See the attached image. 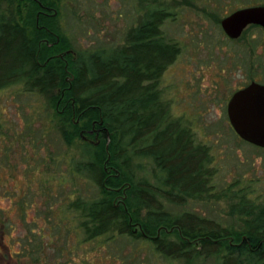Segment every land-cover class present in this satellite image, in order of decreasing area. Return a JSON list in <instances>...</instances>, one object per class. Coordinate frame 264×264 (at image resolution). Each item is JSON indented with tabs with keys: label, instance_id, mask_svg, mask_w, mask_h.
Here are the masks:
<instances>
[{
	"label": "rangeland",
	"instance_id": "1",
	"mask_svg": "<svg viewBox=\"0 0 264 264\" xmlns=\"http://www.w3.org/2000/svg\"><path fill=\"white\" fill-rule=\"evenodd\" d=\"M53 1L76 53H116L153 10L170 12L162 30L182 51L159 80L162 98L211 147L218 190L238 182L252 202L264 205V149L242 140L227 113L236 90L252 80L264 83V29L250 25L232 40L221 26L233 11L264 0ZM16 5L0 0V15L9 18ZM0 118V264H220L219 257L167 259L143 239L87 240L80 211L71 205L99 196L90 176L76 169L91 160L87 143L96 138L67 144L48 97L21 85L0 89ZM127 171L163 186L151 159L134 157ZM237 200L218 193L190 199L178 211H198L236 227L245 218L231 211Z\"/></svg>",
	"mask_w": 264,
	"mask_h": 264
},
{
	"label": "trees",
	"instance_id": "2",
	"mask_svg": "<svg viewBox=\"0 0 264 264\" xmlns=\"http://www.w3.org/2000/svg\"><path fill=\"white\" fill-rule=\"evenodd\" d=\"M16 1L9 18L0 15V89L21 85L47 96L67 144L96 138L87 143L91 160L76 169L90 176L99 196L71 205L86 239H143L167 259L264 264V205L238 182L218 190L211 147L162 98L159 80L182 51L162 30L171 13L153 10L116 53H76L53 0ZM134 157L155 162L163 186L127 171ZM218 193L238 198L231 211L245 218L236 227L178 211Z\"/></svg>",
	"mask_w": 264,
	"mask_h": 264
},
{
	"label": "water",
	"instance_id": "3",
	"mask_svg": "<svg viewBox=\"0 0 264 264\" xmlns=\"http://www.w3.org/2000/svg\"><path fill=\"white\" fill-rule=\"evenodd\" d=\"M250 25L264 29V4L243 7L224 17L221 26L230 39H238ZM230 124L245 142L264 149V84L253 81L236 90L227 104Z\"/></svg>",
	"mask_w": 264,
	"mask_h": 264
},
{
	"label": "flooded vegetation",
	"instance_id": "4",
	"mask_svg": "<svg viewBox=\"0 0 264 264\" xmlns=\"http://www.w3.org/2000/svg\"><path fill=\"white\" fill-rule=\"evenodd\" d=\"M244 31H245V30H244ZM243 33H244V32H243ZM242 35H243V34H242ZM242 35H241V36H242ZM241 36H240V37H241ZM232 40H235V39H232ZM253 81H256V82H259V83L264 84L263 82H260L259 80H252L251 82H253ZM251 82H250V83H251ZM248 84H249V83H248ZM248 84H247V85H248ZM247 85H245V86H247ZM245 86H243V87H245ZM243 87H241V88H243ZM241 88H239V89H241Z\"/></svg>",
	"mask_w": 264,
	"mask_h": 264
}]
</instances>
